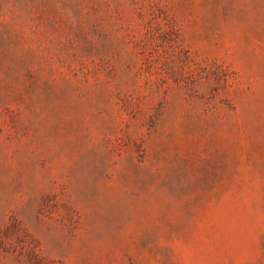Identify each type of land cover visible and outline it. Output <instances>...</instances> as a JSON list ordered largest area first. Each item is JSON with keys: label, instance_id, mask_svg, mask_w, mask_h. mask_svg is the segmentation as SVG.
<instances>
[{"label": "rangeland", "instance_id": "obj_1", "mask_svg": "<svg viewBox=\"0 0 264 264\" xmlns=\"http://www.w3.org/2000/svg\"><path fill=\"white\" fill-rule=\"evenodd\" d=\"M0 264H264V0H0Z\"/></svg>", "mask_w": 264, "mask_h": 264}]
</instances>
